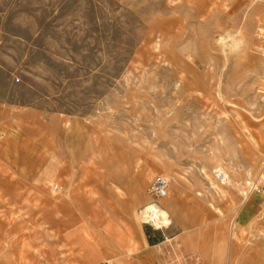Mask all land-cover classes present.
Returning <instances> with one entry per match:
<instances>
[{"label":"rangeland","instance_id":"1","mask_svg":"<svg viewBox=\"0 0 264 264\" xmlns=\"http://www.w3.org/2000/svg\"><path fill=\"white\" fill-rule=\"evenodd\" d=\"M263 22L264 0H0V264H127L143 233L156 264H264Z\"/></svg>","mask_w":264,"mask_h":264},{"label":"crops","instance_id":"2","mask_svg":"<svg viewBox=\"0 0 264 264\" xmlns=\"http://www.w3.org/2000/svg\"><path fill=\"white\" fill-rule=\"evenodd\" d=\"M2 83L6 86L11 85V82L8 80L7 81L4 80ZM150 183L151 182H149V184ZM259 202L260 201L257 196L255 198L254 197L251 198V196H249L248 198H246V200L244 199L241 200V205H244V206H243V210L238 214H240V219L242 220V222H245V220H248L251 214L256 212V210L258 209V205H260ZM137 205H138L137 200L134 201V200H131V198L128 199V206L130 208L132 209L136 208ZM125 207H127L126 204H125ZM159 208L164 209L160 206ZM110 210H112L113 213L116 212L115 209L112 208L111 206H110ZM98 215L99 216L97 217V219L93 221V223L96 225L98 229H101V232L103 233V236L105 237V239H107L110 242L115 243L117 247H121L125 243V241L123 238L122 239L118 238V234L116 232V229L114 228L113 223L109 220V218L105 215V213H102L101 211H99ZM165 218L167 220V224L165 228H167L170 224L168 220V215H166ZM143 235H144L143 240L145 241L146 246L143 245V240L141 239H139V243L142 244V247L135 245L134 243H130L129 248L127 252L125 253V256L128 257L127 260H129V263L127 264H156L157 263L156 258L153 257L152 254L146 250V248H150L149 242L153 241L152 236L145 235V233H143ZM86 254L89 258H92L93 260L97 257V254L95 253L93 248L89 249ZM131 257H132V260L130 262ZM119 264H124V263L120 262Z\"/></svg>","mask_w":264,"mask_h":264},{"label":"built area","instance_id":"3","mask_svg":"<svg viewBox=\"0 0 264 264\" xmlns=\"http://www.w3.org/2000/svg\"><path fill=\"white\" fill-rule=\"evenodd\" d=\"M260 31L261 34L264 35V24H263V28ZM259 51L264 56V48H259ZM16 82H18V80H16ZM213 179L215 182H217L220 185H228L230 183L229 177L227 176V174H225L222 171L214 172ZM168 189H169V182L166 178H164L163 176L154 177L152 182L145 190V195L148 198V203L145 206H143L142 209H145L149 206H160L159 202L167 197ZM53 190L56 191L57 186H54ZM141 210L138 213H141ZM141 224L150 226L154 229L151 222L142 221ZM160 229H162V227H160L159 230ZM97 264H117V263L114 261H104V262H99Z\"/></svg>","mask_w":264,"mask_h":264},{"label":"bare ground","instance_id":"4","mask_svg":"<svg viewBox=\"0 0 264 264\" xmlns=\"http://www.w3.org/2000/svg\"><path fill=\"white\" fill-rule=\"evenodd\" d=\"M165 213L167 215V212L163 209H160L159 206H149L145 209H142L139 215V220L140 222H151L155 229H159L160 227L165 228L167 224Z\"/></svg>","mask_w":264,"mask_h":264}]
</instances>
